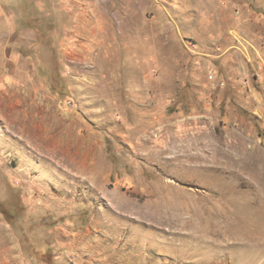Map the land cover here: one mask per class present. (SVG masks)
Masks as SVG:
<instances>
[{
	"label": "rangeland",
	"instance_id": "1",
	"mask_svg": "<svg viewBox=\"0 0 264 264\" xmlns=\"http://www.w3.org/2000/svg\"><path fill=\"white\" fill-rule=\"evenodd\" d=\"M0 264H264V0H0Z\"/></svg>",
	"mask_w": 264,
	"mask_h": 264
},
{
	"label": "bare ground",
	"instance_id": "2",
	"mask_svg": "<svg viewBox=\"0 0 264 264\" xmlns=\"http://www.w3.org/2000/svg\"><path fill=\"white\" fill-rule=\"evenodd\" d=\"M247 205V204H246ZM252 207V206H251ZM253 208V207H252ZM254 213H256V214H258V215H260L257 211H256V209L254 208ZM163 223V222H162Z\"/></svg>",
	"mask_w": 264,
	"mask_h": 264
}]
</instances>
